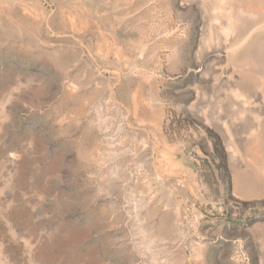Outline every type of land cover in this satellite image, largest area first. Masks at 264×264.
<instances>
[{"label": "rangeland", "instance_id": "1", "mask_svg": "<svg viewBox=\"0 0 264 264\" xmlns=\"http://www.w3.org/2000/svg\"><path fill=\"white\" fill-rule=\"evenodd\" d=\"M0 264H264V0H0Z\"/></svg>", "mask_w": 264, "mask_h": 264}]
</instances>
